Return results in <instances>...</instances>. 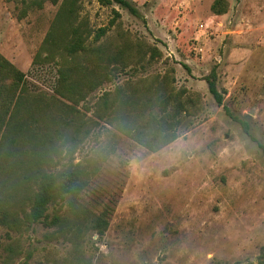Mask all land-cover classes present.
Listing matches in <instances>:
<instances>
[{"label": "rangeland", "instance_id": "rangeland-1", "mask_svg": "<svg viewBox=\"0 0 264 264\" xmlns=\"http://www.w3.org/2000/svg\"><path fill=\"white\" fill-rule=\"evenodd\" d=\"M62 1L0 0V55L31 94L15 118L35 124L34 139L16 142L0 127V208L10 210L0 264L264 263V0H222L219 15L215 0H129L136 14L76 0L90 36L71 64L97 85L75 104L54 93L67 56L45 61L41 50ZM164 87L180 103L175 138L151 151L135 137L175 110ZM38 155L52 172L86 167L77 200L87 213L56 201L45 221L27 220L19 162ZM103 211L100 235L87 220Z\"/></svg>", "mask_w": 264, "mask_h": 264}, {"label": "trees", "instance_id": "trees-1", "mask_svg": "<svg viewBox=\"0 0 264 264\" xmlns=\"http://www.w3.org/2000/svg\"><path fill=\"white\" fill-rule=\"evenodd\" d=\"M47 1L53 5L58 3V0ZM99 2L103 5L116 4L128 10L131 14H136V10L129 0H99ZM42 3L43 1H38L36 5L40 7ZM222 4V0H215L211 6L212 12L216 15L224 13L225 8ZM76 7V0L62 1L41 45V50L46 51L43 57L45 61L52 59L55 54L67 56L68 59L62 60V65L57 71L58 77L54 93L74 104L78 100H82L86 92L94 89L97 85L96 76H93V79L82 77L78 73V65L71 64L77 55L87 51L86 42L90 36L85 24L81 21L76 22ZM115 15L118 16V13L115 12ZM106 31L107 29L105 28L98 29L93 40L98 41L105 35ZM90 73L94 74V71L90 70ZM207 85L210 95L218 105H221L222 97L217 92L214 81L208 80ZM163 90L167 93L165 87ZM30 96L26 75L0 55V127L4 126V129H6L8 125H12L14 129L12 134H15L12 140L15 142L17 138H20L21 141L34 139L35 124L33 125V123L28 121H18L15 118L19 114L22 103L29 99ZM177 100L178 97L176 95L167 93V95L163 96V103L175 102V107H173L175 110L172 112L163 110L161 112L162 115L159 117L151 115L144 123L138 126L135 140L140 145L155 151L174 140L175 135L172 129L176 123L173 119L178 106H180ZM104 105L106 106V103ZM11 121L14 123L11 124ZM48 141L51 142V139H48ZM44 158H46V155L27 156L24 161L21 159L19 162L22 165L21 167H23L20 177L24 183H28L23 188L24 195L29 202L27 220L35 223L45 221L47 219V215H45L47 205L56 201L60 204L67 202L71 209L73 208L77 213H79V210L82 213H87V210L81 207L77 200L79 193L88 184L89 176L86 167L79 163H69L62 169L52 172L44 169ZM9 214L10 210L7 207H1L0 223H5V219ZM106 217L107 212L103 211L99 215L92 217L91 220H87V222L92 230L101 235L108 225ZM58 222L59 217L56 216L52 218L50 223L56 224ZM78 222L84 226L83 220ZM259 264L264 263L259 262Z\"/></svg>", "mask_w": 264, "mask_h": 264}]
</instances>
